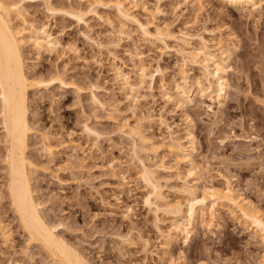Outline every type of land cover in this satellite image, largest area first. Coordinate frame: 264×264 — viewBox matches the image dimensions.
Masks as SVG:
<instances>
[{
	"label": "rangeland",
	"instance_id": "374dc122",
	"mask_svg": "<svg viewBox=\"0 0 264 264\" xmlns=\"http://www.w3.org/2000/svg\"><path fill=\"white\" fill-rule=\"evenodd\" d=\"M103 1L97 8L100 18L89 17V27L53 18L41 0L23 2L27 15L45 24L61 44L51 54L38 55L25 48L32 75L48 81L60 73L67 83L85 91L51 84L28 93V117L37 133L29 136L27 155L35 165L31 183L41 214L56 225L60 238L92 264H264V245L254 238L251 225L243 224L237 213L230 214L225 207L211 223L208 215L197 217L186 242L183 236L166 241L164 236L169 235L170 240V234L174 235L172 218L162 212L154 214L143 203L148 187L139 178L133 153L139 142L135 147L118 128L125 120L132 124L148 114L152 122L142 123L143 130L156 140L166 141L172 132L183 141L185 131L192 128L194 160L202 175L199 187L208 181L222 187L225 178L235 194L264 215V0L252 14L221 0H135L132 15L149 31L158 27L168 34L165 45L143 38L134 23L118 19L113 0ZM51 2L56 7L85 6L79 0ZM121 23L125 29L118 33ZM184 38L194 47L199 38L210 49L216 41L229 46L225 47L230 55L227 78L232 89L222 108L197 96L181 108L164 97L166 89L179 81L183 61L176 49ZM136 55L142 57L148 74H153L142 84L134 78L137 71L133 67L139 62L133 58ZM114 64L137 84L131 97L116 81L111 70ZM157 67L161 73L153 72ZM186 67L192 76L201 75L197 67ZM91 92L105 104L104 110L91 102ZM206 105H212L213 111ZM159 117L170 130L160 124ZM84 124L93 127L99 137H88ZM38 132L49 133L53 139L62 137L64 144L57 146L52 159L44 154ZM73 144L79 148L73 149ZM137 152L148 164L163 163L166 171L156 173L164 195L169 201L184 202L177 190L187 165L176 164L166 152L159 157ZM3 155L0 144V264H54L37 245H27V235L4 190ZM2 226L9 233L7 240L1 234Z\"/></svg>",
	"mask_w": 264,
	"mask_h": 264
},
{
	"label": "bare ground",
	"instance_id": "6f19581e",
	"mask_svg": "<svg viewBox=\"0 0 264 264\" xmlns=\"http://www.w3.org/2000/svg\"><path fill=\"white\" fill-rule=\"evenodd\" d=\"M41 1L45 5V10L53 15V18L58 16L73 20L86 27H89V17L100 18L97 8L104 5L103 0H79V3H85L84 7H56L51 0ZM221 1L232 7L247 8L249 14L260 8V0ZM23 2L24 0H0V129L2 130L0 144L4 150L3 163L7 178L4 190H6L7 198L19 226L27 235V245H37L54 264H92L81 251L60 238L56 231V225L44 218L41 214V203L36 198V189L31 183V172L35 165L27 155L28 139L32 133H37V130L34 129L28 117L29 91L34 88L46 89L51 84H59L61 87L71 86L79 93L85 91L74 83H67L60 73L48 81L32 75V70L26 65L25 48L30 47L38 55L51 54V52L57 53L61 44L45 24L36 23L27 15ZM112 4L118 19L134 23L141 36L148 41L165 45V40L170 38L158 27L153 32L149 31L132 15L130 9L136 7L137 1L113 0ZM107 21L110 23L109 20ZM124 29L125 24L121 23L118 26V33H122ZM86 39L92 41L88 36ZM199 40L200 43L196 47L192 46L188 39L180 40L182 46L176 49L183 61V65L179 69V81L173 82V87L168 90L171 93L166 89L164 97L174 100L179 107L183 108L186 104H191L193 97L197 96L208 99L212 105L216 104L220 109L228 101L232 89L230 80L227 78L230 68L227 62L230 55L226 48L229 46L216 41L213 42L214 48L210 49L207 41L203 38H199ZM64 48L70 49L69 46H62V49ZM112 48L115 49L116 45H112ZM112 56L116 60V56L114 54ZM136 56L138 57V55ZM137 57L133 56L136 60L139 59L138 64L134 65L136 67H133L137 71L134 78L142 84L147 78L151 80L153 74H148L149 71H147L144 61L141 60L142 57ZM186 66L197 67L201 75L192 76L189 70H186ZM111 70L114 71V77L121 88L128 97H131L130 94L135 91L137 84L135 86L129 75L115 64ZM153 72L161 73V69L157 67ZM90 87L96 88L94 85ZM91 97V102L97 107L102 110L106 108L105 104L99 101L92 92ZM212 105H206L208 110L213 111ZM158 120L162 126L170 130L161 117ZM151 122L152 116L148 114L132 124L125 120L118 128L121 133L133 140L135 147V142H139V147L134 148L133 153L138 161L139 178L148 187V192L143 197V203L154 214L162 212L172 218L171 232L174 235L170 234V240H168L169 235L164 236V239L177 241L180 236H183L184 242H186L194 229L192 224L196 223L197 217L203 218L202 216H204L205 218L208 215V219H210L208 221L211 223V220L225 207L230 214L237 213L243 224L251 225V233L255 236L254 238L259 239L264 245V215L240 194H235L227 179L222 178L225 182L222 187L214 185L211 181L205 182L206 184L199 187L202 175L194 160L196 139L190 130L192 128L185 131L183 141L172 132H170L168 140H156L154 137L145 135L143 130L142 123L150 124ZM83 131L88 137H99L98 132L88 124L83 125ZM38 135L44 154L47 158L52 159L57 151V146L64 144L62 137L53 139L49 133L41 132ZM72 148L78 149L79 145L73 144ZM137 151L153 157H159L161 152H166L173 156L176 164L187 165L184 176L179 177L183 183L177 190L184 196V202L167 200L162 189L161 179L156 173L158 169L166 171L167 168L162 162L158 165L148 164L137 156ZM110 167L113 168L111 164ZM5 228L2 226L1 234L7 240L9 233ZM127 244H131V241L127 240ZM262 258L264 259V255ZM170 262L173 263V261Z\"/></svg>",
	"mask_w": 264,
	"mask_h": 264
}]
</instances>
